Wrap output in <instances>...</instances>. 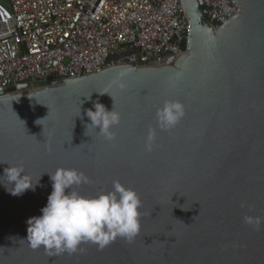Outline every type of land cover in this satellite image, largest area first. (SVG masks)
<instances>
[{
  "label": "water",
  "instance_id": "obj_1",
  "mask_svg": "<svg viewBox=\"0 0 264 264\" xmlns=\"http://www.w3.org/2000/svg\"><path fill=\"white\" fill-rule=\"evenodd\" d=\"M180 2L188 29L176 59L4 90L0 175L22 166L34 188L13 196L0 185V264H264V225L244 223L245 215L264 217V0H234L239 13L216 29L196 0ZM165 100L186 108L171 131L156 125ZM95 101L121 114L111 142L95 129L85 135ZM150 125L156 142L147 151ZM59 168L88 178L76 189L84 196L117 180L134 189L135 239L103 249L82 243L72 254L33 250L27 221L42 214Z\"/></svg>",
  "mask_w": 264,
  "mask_h": 264
},
{
  "label": "built area",
  "instance_id": "obj_2",
  "mask_svg": "<svg viewBox=\"0 0 264 264\" xmlns=\"http://www.w3.org/2000/svg\"><path fill=\"white\" fill-rule=\"evenodd\" d=\"M206 23L234 0H196ZM180 0H0V96L8 86L77 79L118 65H164L184 54Z\"/></svg>",
  "mask_w": 264,
  "mask_h": 264
},
{
  "label": "clouds",
  "instance_id": "obj_3",
  "mask_svg": "<svg viewBox=\"0 0 264 264\" xmlns=\"http://www.w3.org/2000/svg\"><path fill=\"white\" fill-rule=\"evenodd\" d=\"M119 87L124 86L120 84ZM84 115L90 121L85 123V135L91 128L105 141L115 139L112 129L121 122V114L116 110L115 103L113 110L109 111L104 104L95 101ZM185 115L186 108L182 101L165 100L163 106L156 110V125L161 131H171ZM155 142L156 128L150 125L145 136V149L152 151ZM49 176L52 191L41 209L42 214L27 221L26 242L33 250L43 248L49 255L72 254L82 250V243H91L103 249L117 237L132 242L139 234L141 199L134 189L117 180L113 181L109 191L84 196L76 189L87 183L88 178L77 169L59 168ZM0 178H4L0 185L13 196H20L34 188L22 166L9 165L4 168ZM244 223L258 229L264 225V217L245 215Z\"/></svg>",
  "mask_w": 264,
  "mask_h": 264
},
{
  "label": "trees",
  "instance_id": "obj_4",
  "mask_svg": "<svg viewBox=\"0 0 264 264\" xmlns=\"http://www.w3.org/2000/svg\"><path fill=\"white\" fill-rule=\"evenodd\" d=\"M185 46V44L183 45V47Z\"/></svg>",
  "mask_w": 264,
  "mask_h": 264
}]
</instances>
